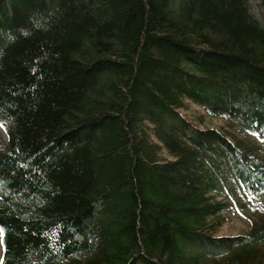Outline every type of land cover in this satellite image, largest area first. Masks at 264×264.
<instances>
[{
	"label": "trees",
	"instance_id": "1",
	"mask_svg": "<svg viewBox=\"0 0 264 264\" xmlns=\"http://www.w3.org/2000/svg\"><path fill=\"white\" fill-rule=\"evenodd\" d=\"M0 128V264H264L247 0H0Z\"/></svg>",
	"mask_w": 264,
	"mask_h": 264
},
{
	"label": "rangeland",
	"instance_id": "2",
	"mask_svg": "<svg viewBox=\"0 0 264 264\" xmlns=\"http://www.w3.org/2000/svg\"><path fill=\"white\" fill-rule=\"evenodd\" d=\"M249 11L253 17L264 25V7L260 0H247ZM183 114L190 119L194 124L200 127H212L217 129L224 128V123L221 119L206 116L203 111L189 103L188 108L183 111ZM200 119V120H199ZM0 137L5 140V135L0 128ZM264 199V195L261 196ZM252 213L249 206L236 207L233 206L229 211L222 214V223L217 228L215 235L217 236H234L238 234H245L249 223L252 219Z\"/></svg>",
	"mask_w": 264,
	"mask_h": 264
},
{
	"label": "snow or ice",
	"instance_id": "3",
	"mask_svg": "<svg viewBox=\"0 0 264 264\" xmlns=\"http://www.w3.org/2000/svg\"><path fill=\"white\" fill-rule=\"evenodd\" d=\"M262 210H264V209H262Z\"/></svg>",
	"mask_w": 264,
	"mask_h": 264
}]
</instances>
